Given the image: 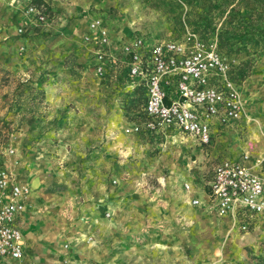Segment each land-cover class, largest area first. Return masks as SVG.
<instances>
[{"label":"rangeland","instance_id":"rangeland-1","mask_svg":"<svg viewBox=\"0 0 264 264\" xmlns=\"http://www.w3.org/2000/svg\"><path fill=\"white\" fill-rule=\"evenodd\" d=\"M39 4L12 0L7 18L0 22V170L16 178L34 171L55 183L71 196L64 216L74 222L93 181L85 157L66 160L62 145L97 131L104 132L103 138L112 135L120 147L141 139L126 132L139 118H133L138 111L129 96L133 88L123 72L107 71L99 81L83 39L87 24L100 18L108 32L148 42L180 39L187 29L193 30L229 62L243 107L241 130L219 141L212 157L199 155L202 162L192 163L194 156L178 143L146 150L140 164L115 156L114 177L103 184L115 193L116 202L130 206L127 218L140 226L127 234L128 250L138 253L126 263L264 264V231L245 243L246 236L237 240L217 229L212 219L179 200L185 189L178 178L191 165L200 167L207 179L217 154L232 156L237 151L239 160H248L242 151L253 135L264 146V0H55L44 9L46 20L37 22L28 9ZM159 159L165 164H157ZM141 171L149 177L141 180ZM123 191L129 198L121 196ZM80 218L86 222L90 217ZM113 221L115 227L121 222L115 216ZM92 239L91 233L76 231L63 243L60 264H71L72 246ZM175 251L178 258L173 262L168 254Z\"/></svg>","mask_w":264,"mask_h":264},{"label":"built area","instance_id":"built-area-1","mask_svg":"<svg viewBox=\"0 0 264 264\" xmlns=\"http://www.w3.org/2000/svg\"><path fill=\"white\" fill-rule=\"evenodd\" d=\"M52 1L40 0L39 5L29 7L35 21L46 20L44 9ZM83 39L94 47V69L99 77L108 69L114 75L125 71L131 88L141 85L145 89L143 116L131 122L126 132L172 129L209 145L213 118L222 125L242 118V102L230 77L229 62L193 30L187 29L180 39L151 42L134 36L120 45L122 64L110 49L109 32L100 18L90 21ZM185 189L190 190V184L185 183ZM29 195L28 185L12 172L0 170V259L10 258L18 264L25 259L23 234L15 221L25 210ZM209 196L217 214L231 216L234 224L246 213H264V177L242 160L223 159L214 166ZM192 203L199 204V200ZM246 228L242 223L241 229Z\"/></svg>","mask_w":264,"mask_h":264},{"label":"crops","instance_id":"crops-1","mask_svg":"<svg viewBox=\"0 0 264 264\" xmlns=\"http://www.w3.org/2000/svg\"><path fill=\"white\" fill-rule=\"evenodd\" d=\"M11 3L12 0H0V22L5 21L4 19L7 18ZM49 6L50 3L46 5V8ZM88 27L89 25L87 24L84 34L88 32ZM109 37L111 41L110 49L117 55L119 63L122 64L120 45L134 36H118L109 31ZM85 47L87 55L93 59L92 65L94 67V47L88 43L85 44ZM108 71L113 73L111 69H108ZM99 81H101L100 77ZM241 120L222 125L217 118H213L210 121L212 140L209 145H202L196 139L181 131L172 129L160 133L131 132L128 135L140 137V142L127 144V146L121 145V147L114 144L112 135L105 134V138H103L104 132L102 131H97L96 134L91 133L90 136H83L80 142L69 143V145L64 143L62 145V154L66 160L69 157H72L73 160H80V157H85L84 163L87 170H89V178L93 181L92 188L84 196L88 200L76 212L78 219L70 223L69 219L64 216V205L67 199L71 197L69 194L67 195L65 192L57 190L55 183L44 180L42 176L37 175L34 171L24 176L18 174L17 180L27 183L31 189L26 208L15 221V224L23 234L24 240L25 259L21 264H60L65 254L63 243L76 231L89 232L92 234L93 239L90 243L72 246L71 254L69 255L71 264H128L126 261H129L132 254L138 253V250L132 253L128 250L127 234L136 231L140 226L138 223L136 225L133 219L127 218L128 214L131 213L130 206L124 201L121 203L116 202L114 200L115 193L107 185L104 186L103 184L109 177H114L112 166L115 156H124L127 161L136 159L140 164L145 161L146 150L158 148L161 151L163 147L178 143L181 146H185L191 152V156H194L193 160H191L192 163L202 162L199 155H204L205 158H207L206 156L212 157L219 141H224L231 135H238L241 130ZM108 132L114 131L110 130ZM246 146L242 154H248L249 158L243 161L244 164L250 167L253 172L264 177V146L262 142L257 135H253ZM68 148L70 149L69 152ZM137 151L139 154H136ZM237 153L235 151L232 156L220 155V157L217 154L215 156L216 164L223 159L239 160ZM163 163L161 159L157 160V164L162 165ZM22 165L24 167V163ZM30 166L33 167L32 165ZM213 169L214 166L211 168L209 177L204 179L201 175L200 167L192 169L191 165L187 166L185 175L178 178L184 189L185 183L190 184L191 189H185V194L181 195L179 200L188 206L197 208L205 218L212 219L217 229L229 231L237 237V240L240 236H246L247 241L245 243L252 242L257 235L256 233L264 231V213H246L240 216V220L238 219L234 224L231 216H219L209 196ZM141 172V180L149 177L148 173ZM161 179L162 184H164L165 178L161 177ZM121 196L129 198L130 195L128 192L123 191ZM195 198L199 200V204L192 203ZM176 206L180 207L177 203ZM190 209L187 208V210ZM106 214H111L112 216L109 218ZM83 215L90 217L89 220L84 222L80 218ZM114 216L121 220L117 227L114 225ZM125 216L126 218H124ZM239 221L247 224L246 230L241 229L242 223ZM115 230L123 232L119 234L120 237L115 236ZM168 257L172 258L170 261L176 262L178 254L175 251L171 255L169 253ZM0 264H18V262L10 258H3L0 259Z\"/></svg>","mask_w":264,"mask_h":264},{"label":"trees","instance_id":"trees-1","mask_svg":"<svg viewBox=\"0 0 264 264\" xmlns=\"http://www.w3.org/2000/svg\"><path fill=\"white\" fill-rule=\"evenodd\" d=\"M123 75H124L125 79H128L127 72L124 71ZM129 96H130V99L132 101H135V108L138 110V111H136L137 113L134 114L133 118L137 119V117L143 116V110L142 109H143L145 101H146V93H145L144 87L141 85L135 87L133 89L132 93L129 94ZM136 101H138V103Z\"/></svg>","mask_w":264,"mask_h":264}]
</instances>
